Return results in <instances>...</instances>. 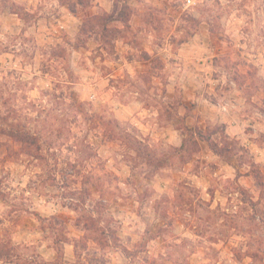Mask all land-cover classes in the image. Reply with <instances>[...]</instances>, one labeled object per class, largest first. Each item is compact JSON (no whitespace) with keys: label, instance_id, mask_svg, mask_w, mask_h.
I'll list each match as a JSON object with an SVG mask.
<instances>
[{"label":"clouds","instance_id":"1","mask_svg":"<svg viewBox=\"0 0 264 264\" xmlns=\"http://www.w3.org/2000/svg\"><path fill=\"white\" fill-rule=\"evenodd\" d=\"M0 264H264V0H0Z\"/></svg>","mask_w":264,"mask_h":264}]
</instances>
